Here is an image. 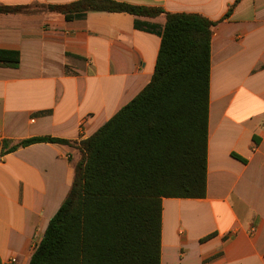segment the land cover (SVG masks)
Returning <instances> with one entry per match:
<instances>
[{"label": "crops", "instance_id": "1", "mask_svg": "<svg viewBox=\"0 0 264 264\" xmlns=\"http://www.w3.org/2000/svg\"><path fill=\"white\" fill-rule=\"evenodd\" d=\"M78 0H0L3 6ZM201 15L210 36L206 194L163 199L160 264H264V0H114ZM164 16L0 15V264H28L93 135L149 82ZM50 137L69 144L24 140Z\"/></svg>", "mask_w": 264, "mask_h": 264}, {"label": "trees", "instance_id": "2", "mask_svg": "<svg viewBox=\"0 0 264 264\" xmlns=\"http://www.w3.org/2000/svg\"><path fill=\"white\" fill-rule=\"evenodd\" d=\"M69 21L89 12L164 16L148 84L93 135L79 143L69 192L28 264H160L163 199L206 194L210 36L214 22L114 0L62 5H0V15L35 8ZM0 51V62L16 66ZM69 144L50 137L24 140Z\"/></svg>", "mask_w": 264, "mask_h": 264}, {"label": "rangeland", "instance_id": "3", "mask_svg": "<svg viewBox=\"0 0 264 264\" xmlns=\"http://www.w3.org/2000/svg\"><path fill=\"white\" fill-rule=\"evenodd\" d=\"M34 11H36V10H39V11H44L42 8H35V9H33Z\"/></svg>", "mask_w": 264, "mask_h": 264}, {"label": "built area", "instance_id": "4", "mask_svg": "<svg viewBox=\"0 0 264 264\" xmlns=\"http://www.w3.org/2000/svg\"><path fill=\"white\" fill-rule=\"evenodd\" d=\"M3 140V136L2 134H0V142Z\"/></svg>", "mask_w": 264, "mask_h": 264}]
</instances>
